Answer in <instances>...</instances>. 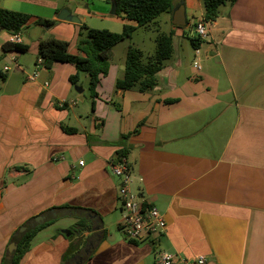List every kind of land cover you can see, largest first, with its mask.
<instances>
[{
    "label": "crops",
    "instance_id": "1",
    "mask_svg": "<svg viewBox=\"0 0 264 264\" xmlns=\"http://www.w3.org/2000/svg\"><path fill=\"white\" fill-rule=\"evenodd\" d=\"M174 3L163 17L173 53L154 88H115L128 46L140 49L134 42L139 27L110 49L92 108L89 75L79 74L77 92L70 82L74 65L36 62L39 40L66 41L79 54L82 24L121 32L134 22L109 14L108 0H0V8L30 15L20 30L24 53L4 52L12 34L0 31L6 76L0 80V264L25 221L45 210L56 217L52 207L61 205L80 207L92 226L80 234L82 253L62 260L70 244L62 230L78 217L76 209H65L67 215L36 233L19 264H154L168 250L183 259L203 255L205 264H264V0L221 6L208 34L191 45L189 61L183 39L203 17V0ZM178 4L184 29L171 22ZM66 5L79 23L54 17ZM39 17L56 22L35 24ZM120 150L132 191L164 215L159 236L132 242L120 229L119 180L108 166Z\"/></svg>",
    "mask_w": 264,
    "mask_h": 264
},
{
    "label": "trees",
    "instance_id": "2",
    "mask_svg": "<svg viewBox=\"0 0 264 264\" xmlns=\"http://www.w3.org/2000/svg\"><path fill=\"white\" fill-rule=\"evenodd\" d=\"M111 1V0H108ZM116 3L115 15L125 21H132L134 24L125 22L121 32H112L107 29L90 28L85 24L80 26V31L76 41V47L79 54H71L68 51V43L63 40L55 39L51 36H45L39 40L37 59H41L42 66L50 68L56 62L69 63L75 66L77 73L70 77L72 85H78L79 74L89 75L88 89L90 97H97L96 86L102 76L108 72L109 62L108 54L110 49L121 41L131 38L132 33L139 27H148L150 23L164 12H171L174 8L175 0H114ZM234 0H203L204 13L203 19L212 23L217 20L220 14V7L225 4H231ZM30 15L18 11L0 8V31H6L10 34L19 32L29 21ZM35 24L45 27H51L55 20L46 18H37ZM192 46L199 43V38L187 37ZM154 53L144 57L143 52L129 45L124 61V70L122 77L115 82V88L119 90L136 88L140 92L148 91L156 85V75L161 70L163 62L169 59L173 53L172 33H156L154 37ZM4 52L16 51L24 53L27 46L21 43L5 42L2 45ZM5 74L0 72V80L5 79ZM139 126V125H138ZM138 126L131 132L138 131ZM65 132H74V128L62 126ZM120 156L125 154L124 150L117 152ZM52 209L57 213L52 217L49 210H45V220L31 227L29 220L21 226L25 230L18 229L11 235L9 243L13 242L16 248L10 254L8 259L3 258L1 264H19L22 256L30 247V242L36 233L46 226L52 224L57 218L67 215L65 209L69 211L77 210V220L65 229L64 236L70 240L67 252L63 255V262L82 253L84 245L80 234L85 230H92V226L85 216L79 214L80 207H71L67 205L55 206ZM76 216V215H75ZM89 237L87 238L88 241ZM136 242V241H132ZM88 257L85 256L84 259ZM62 262V264H63Z\"/></svg>",
    "mask_w": 264,
    "mask_h": 264
},
{
    "label": "built area",
    "instance_id": "3",
    "mask_svg": "<svg viewBox=\"0 0 264 264\" xmlns=\"http://www.w3.org/2000/svg\"><path fill=\"white\" fill-rule=\"evenodd\" d=\"M209 22L203 17L197 20L190 31L191 37L203 38L208 34ZM21 33L16 32L10 36V41L19 43ZM195 53L198 50L195 49ZM41 62V59H38ZM194 66L199 69L198 60H194ZM7 68V67H5ZM32 79L33 75L27 76ZM82 164V161L79 162ZM111 173L118 178L117 196L121 205L122 221L120 229L124 237L129 241H138L144 237H156L165 231L166 222L164 215L151 203L140 199L138 194L131 189L132 175L127 158L124 155L108 162ZM206 257L199 255L190 259H183L175 251H160L156 254L154 264H205Z\"/></svg>",
    "mask_w": 264,
    "mask_h": 264
},
{
    "label": "water",
    "instance_id": "4",
    "mask_svg": "<svg viewBox=\"0 0 264 264\" xmlns=\"http://www.w3.org/2000/svg\"><path fill=\"white\" fill-rule=\"evenodd\" d=\"M115 9H116V3L114 0L110 1V9H109V14L113 15L115 14ZM54 17L58 20H63V21H69V22H76L79 23L80 22V18L78 17V15L73 13V6L72 5H66L64 7H62L55 15ZM171 22L178 27H182L185 26L186 21H185V15H184V7L181 4L176 5V8L173 11L172 14V20ZM74 89L77 92H81L82 91V87L80 86H75ZM45 220V216L44 215H36L34 216L32 219L29 220V225L31 227L35 226V224L37 223H41ZM25 226H21L19 227V231H23L25 230ZM63 233H65V230H62ZM16 248V245L11 242L8 244L7 247V251L8 254H11V252L13 251V249Z\"/></svg>",
    "mask_w": 264,
    "mask_h": 264
},
{
    "label": "rangeland",
    "instance_id": "5",
    "mask_svg": "<svg viewBox=\"0 0 264 264\" xmlns=\"http://www.w3.org/2000/svg\"><path fill=\"white\" fill-rule=\"evenodd\" d=\"M165 13L160 14L156 19L155 22L150 23L146 29L144 27L140 28L134 35V42L139 46L140 50H142L144 57L148 55H152L154 53V41L153 38L156 33H163L165 30L166 25L163 23V17H165ZM159 20H162V24H159ZM180 29H184V26L179 27ZM183 45L185 48V54L187 61L190 60V52H191V44L187 38L183 39ZM189 62H187L188 64ZM189 67V66H188ZM191 73H195L193 68L188 69ZM14 70H12L13 72ZM68 221H60L59 224L61 226L66 225ZM75 223V222H74Z\"/></svg>",
    "mask_w": 264,
    "mask_h": 264
}]
</instances>
